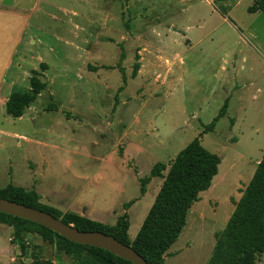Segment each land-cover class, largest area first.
Wrapping results in <instances>:
<instances>
[{
  "label": "rangeland",
  "instance_id": "374dc122",
  "mask_svg": "<svg viewBox=\"0 0 264 264\" xmlns=\"http://www.w3.org/2000/svg\"><path fill=\"white\" fill-rule=\"evenodd\" d=\"M253 3L223 2L231 8V21L213 0H0V76L9 64L18 74L15 89L27 91L37 67L48 84L23 120L7 113L0 118V176L6 177L0 188L32 184L27 152L51 160L40 179L55 178L68 187L77 184L87 165L92 219L110 224L113 219L98 213L140 196L139 179L150 177L158 161L170 165L228 99L226 113L201 138L221 157L219 172L190 208L166 255V264H207L216 233L264 156V13L249 12ZM16 19L23 20L22 45L16 43ZM16 49L24 54L15 56ZM136 61L140 68L133 77ZM119 63L127 83L114 108L122 73L102 66ZM50 103L60 111H45ZM132 120H138L137 135L132 131L127 140L123 135ZM19 135L36 138L35 145ZM101 148L117 157V166L103 179L96 160ZM9 158L15 159L12 170ZM160 179L153 177L148 199L132 209L130 234L138 231L136 211L153 199ZM24 239L23 252L14 228L0 223V264H77L38 234ZM255 263L264 264V250L256 253Z\"/></svg>",
  "mask_w": 264,
  "mask_h": 264
},
{
  "label": "trees",
  "instance_id": "16d2710c",
  "mask_svg": "<svg viewBox=\"0 0 264 264\" xmlns=\"http://www.w3.org/2000/svg\"><path fill=\"white\" fill-rule=\"evenodd\" d=\"M226 1L232 0H213V4L219 12L231 20L229 17L231 8L222 5ZM248 10L252 13H264V0H254ZM125 27L129 30L128 21H125ZM109 40L114 41L113 39ZM125 57V53L122 51L121 61ZM136 57L139 59V54ZM41 67L46 68L47 66L42 62ZM102 68H117L122 73L123 85L117 89L115 108L120 101L118 93L124 89V85L127 83L125 68L121 63L115 66H102ZM139 68L140 62L136 61L133 67V77L137 75ZM41 76H43L42 72L33 69L30 76V89L12 91L6 102L7 114L13 117H21L25 114L38 96L47 89L48 84ZM228 102V99L224 101L219 113L209 124L205 125L204 130L197 137L176 154L170 165L158 161L152 168L150 177L139 179L141 195H143L151 177H164L163 184L134 239L129 233L130 218L127 212L119 216L115 224H108L47 205L41 202L36 190L14 184L0 188V197L49 212L79 229L98 230L111 234L123 243L132 246L149 264H166V255H168L169 249L177 241L187 224L190 208L200 200L201 192L210 188L213 178L219 172L221 157L207 149L202 144L201 138L203 133L214 130L220 117L226 113ZM54 107L56 106L50 103L46 110H54ZM168 166H170L168 173L164 176L163 172ZM134 201L125 203V209ZM0 223L14 228V237L23 252L26 251L24 235L35 233L40 235L43 240L55 245L59 251L73 255L77 264H134L107 249L74 242L42 224L25 218L0 212ZM263 250L264 156L257 163L241 198L235 202V208L225 227L216 233V242L207 264H256L255 255Z\"/></svg>",
  "mask_w": 264,
  "mask_h": 264
},
{
  "label": "crops",
  "instance_id": "0c3cea01",
  "mask_svg": "<svg viewBox=\"0 0 264 264\" xmlns=\"http://www.w3.org/2000/svg\"><path fill=\"white\" fill-rule=\"evenodd\" d=\"M15 27H16V34H17V42H21V45L24 41V27H23V20L21 21V24H19L18 19H16L15 22ZM19 54H24L23 51L19 52L17 49L15 51V56H18ZM41 60V59H40ZM11 69V67L9 68V64L8 67L6 68V71H3L2 75L0 76V118H2V116L4 115V113L6 112V102L10 96V94L12 93L13 90H16V86L18 85V74L16 72L15 76L13 75V73H11L9 70ZM23 67L21 65V75L23 73ZM34 69H37L34 68ZM30 110V107L26 110L25 114H27ZM55 111H60V109H54ZM45 111H53V110H45ZM24 114V115H25ZM9 115V114H8ZM23 115V116H24ZM23 116L21 117H14V118H18L20 120H23ZM13 117V116H12ZM138 120H132L130 123L129 128L127 129V131L124 133L123 137H125L127 140L128 139V135L129 133H131L133 131V135H137L135 128V124H137L138 122H135ZM135 122V124H134ZM35 134H37L35 132ZM17 135V134H16ZM21 137H23V139L25 140V142H27L28 144L30 142H32V145H35V140H32L30 138V136L27 135H19ZM17 146L22 147V142L18 141L17 142ZM75 149H79V148H75ZM25 151H27L26 146H25ZM80 150V149H79ZM112 154H107L108 152L106 151V149L101 148L98 150V152H96L97 155V161L99 163V168L97 170V172H100L99 175L102 177L105 176V174L107 172H109V170H114V168L117 166V157H116V152L112 151ZM129 154H127V150L124 153L123 159L127 158L129 159ZM26 158L29 159L28 163L30 165V163H32L33 165V172L30 174L31 177H33V181L32 184L29 185L28 187H25L22 185V187L27 188V189H34L37 191V193L40 196V200L41 202L47 204V205H51L54 206L64 212H73V213H77L79 215H84L87 216L89 218H94V214H93V205L91 204V202H89L87 200L88 198V193H89V187L87 186V183L89 182L90 178L89 175L87 173V165H85V170L84 173L79 174L80 176L78 177L79 181L77 182V184H74L70 187L64 185V184H58L57 180L55 178H51V180H46V179H40V172L44 171V169L49 168V163H51V160L48 158H44V157H40V156H31L29 154V152L26 153ZM27 160V159H26ZM68 164H71V160H67ZM14 164H15V159L9 158L8 159V170H12L14 168ZM31 169V165L29 166ZM139 168V167H138ZM169 169V167L167 168ZM256 169V167H255ZM135 171L137 169H134ZM166 171V170H165ZM137 176L140 178V173L139 170L136 171ZM168 173V170L166 172H163V175L165 176ZM6 176H9L8 173ZM4 176H0V180L1 182H5L6 177ZM3 178V179H2ZM11 181L12 182V177ZM158 178H161L159 180V187L155 190L154 195H153V199L150 202H147V206H139V209L136 211V213L140 214V223L137 225L136 229H140L145 217L147 216L162 184L164 181V177L163 176H158ZM153 181V177L150 178V181L147 183L146 186V191L143 195L140 194V196H135L133 198H125L121 201L120 203V207L119 208H110L108 209H103V211H101L100 214L101 218H106V219H113V221H111L110 224H115L117 221V218L121 215H123L125 212L128 213L129 218L131 219V211L132 209L135 207V205H137V203H140V201H142L143 199H148V193H149V186L150 183H152ZM157 183V184H158ZM9 184H13V183H9ZM15 185V184H14ZM16 186H21V185H16ZM203 193V192H201ZM132 199H136L127 209H125L124 204L131 201ZM194 205V204H193ZM190 211V210H189ZM100 222H104L102 220H100ZM130 228H131V221H130ZM129 228V230H130ZM138 231L136 232V234L138 233ZM135 235L130 234L131 238L134 239ZM172 247V246H171ZM171 249V248H170ZM169 249V251H170Z\"/></svg>",
  "mask_w": 264,
  "mask_h": 264
},
{
  "label": "water",
  "instance_id": "95a60500",
  "mask_svg": "<svg viewBox=\"0 0 264 264\" xmlns=\"http://www.w3.org/2000/svg\"><path fill=\"white\" fill-rule=\"evenodd\" d=\"M0 212L42 224L74 242L107 249L134 264H149L132 246L123 243L113 235L98 230L79 229L36 207L0 197Z\"/></svg>",
  "mask_w": 264,
  "mask_h": 264
}]
</instances>
